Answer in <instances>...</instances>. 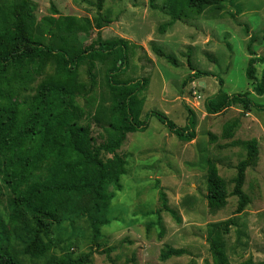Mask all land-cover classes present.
Listing matches in <instances>:
<instances>
[{
  "label": "rangeland",
  "instance_id": "374dc122",
  "mask_svg": "<svg viewBox=\"0 0 264 264\" xmlns=\"http://www.w3.org/2000/svg\"><path fill=\"white\" fill-rule=\"evenodd\" d=\"M14 1L0 0V7ZM32 1L36 4L35 35L44 44L68 49L71 54L96 41L98 19L107 21L101 29L103 39L123 38L130 43L129 65L119 78L147 81L141 118L145 119L150 111H161L184 127L191 108L196 115L197 135L192 141H183L156 116L150 117L148 127L129 133L117 150L128 161L121 189L108 183L93 193H63L60 221L45 238L51 248L42 257L26 253V244L33 237L27 228L12 234L11 239L1 234L2 245L9 246L18 264H57L63 256L80 254L90 255L87 264H213L210 235L223 243L230 264L248 259L253 264H263L264 110L253 107L249 114L242 105H234L220 115H212L205 101L215 94L220 100L222 95L249 92L254 102L264 105V94L254 90L264 62H256L255 79L247 77L250 58L264 61V0H225L220 6L207 7L200 15L186 13L165 31L162 26L172 20L166 0H156L155 8L149 0H106L100 13L97 0ZM52 1L58 14L51 13ZM67 15L79 18L74 30L65 31L45 22L47 16L57 19ZM159 48L173 54L179 65L159 55ZM57 62L56 55L48 58L43 74L34 76V88L54 72ZM110 65L111 57L97 59L92 90L76 95V104L86 112L82 122L90 124L96 146L106 142L111 133L112 93L106 81ZM87 67L86 63L79 67L78 80L88 89ZM197 71L207 75L184 86ZM235 119H239L238 127L233 138H227L224 125ZM252 138L258 140L259 155L246 170L243 189L249 203L237 213L238 197L231 192L237 166L246 157L247 149L233 141ZM100 157L106 161L112 155L102 152ZM211 162L218 166L230 193L222 208H210L206 198ZM157 181L181 222L162 208ZM108 195L111 197L107 204L102 197ZM11 197L0 173V219L12 213ZM159 213L163 237L157 222ZM230 218L233 223L227 225L225 221ZM165 245L185 249V253L163 261L161 251Z\"/></svg>",
  "mask_w": 264,
  "mask_h": 264
},
{
  "label": "trees",
  "instance_id": "16d2710c",
  "mask_svg": "<svg viewBox=\"0 0 264 264\" xmlns=\"http://www.w3.org/2000/svg\"><path fill=\"white\" fill-rule=\"evenodd\" d=\"M149 1L155 8L156 0ZM224 1L166 0L172 20L164 24L161 30L165 31L186 13L200 15L207 7L220 6ZM105 2L106 0L96 1L99 13ZM50 7L52 14L59 13L53 1ZM35 10L36 4L32 0H16L6 7H0V173L12 193L9 202L12 213L5 220L0 219V264H18L16 255L9 246L2 245L1 234L11 239L12 234H19L24 227L33 236L26 244V253L38 259L50 250L51 242L45 238L51 233L53 225L60 221L59 206L63 202L64 192L84 190L93 193L108 183L121 189V177L127 173L128 161L117 150L128 133L144 131L149 125L150 117L156 116L170 132L183 141H192L197 135L196 115L191 108H188L187 124L184 127L178 126L161 111H150L145 119L141 118L145 102L142 94L147 81L119 78L129 65L130 43L123 38L103 39L101 29L107 21L98 19L96 41L71 54L68 49L44 44L35 35ZM45 22L67 31L74 30L75 24L80 21L76 16L67 15L57 19L47 16ZM156 52L165 56L172 64L179 65L173 54L165 53L160 48ZM53 55L58 59L54 72L34 88V76L43 74L46 61ZM104 57H111L106 81L112 93L113 113L108 140L96 146L90 124L82 122L86 118V112L76 104V95L84 90H92L96 79V60ZM259 61L264 62L255 57L249 59V79L256 78V62ZM84 63L88 66L87 73L90 78L88 89L87 85L78 80L79 67ZM204 75L207 73L197 71L194 76L186 79L184 86ZM254 90L258 94H264V70ZM31 91L34 92L32 95L29 94ZM217 98L219 97L215 94L206 99L208 113H223L234 105H242L247 113L253 107L264 110V105L254 102L249 92L222 95L220 100ZM238 124L239 119H235L224 125L227 138L234 136ZM233 144H242L247 149L246 157L237 166L231 192L238 197V213L250 200L243 185L247 168L257 162L259 147L256 138L233 141ZM102 152L111 154L112 157L104 161L100 157ZM157 185L162 208L170 212L176 221L181 222L177 212L169 206L167 194L160 181H157ZM229 195L218 166L209 163L206 195L208 206L212 209L224 207ZM110 197L108 195L102 198L104 201L107 199L108 204ZM233 220L230 218L225 222L229 225ZM157 222L161 229L160 237H163L164 226L160 213ZM209 243L213 264H230L223 243L211 235ZM184 253L185 249L165 245L161 251V259L166 261ZM89 259V254H80L78 257L63 256L57 264H87ZM241 264H253V260L248 259Z\"/></svg>",
  "mask_w": 264,
  "mask_h": 264
},
{
  "label": "crops",
  "instance_id": "0c3cea01",
  "mask_svg": "<svg viewBox=\"0 0 264 264\" xmlns=\"http://www.w3.org/2000/svg\"><path fill=\"white\" fill-rule=\"evenodd\" d=\"M234 107V106H233ZM232 108V107H231ZM249 113V112H248ZM222 113H218V114H212V115H220ZM250 114V113H249ZM129 134V133H128ZM128 134H127V137H126V140L128 139ZM233 138V137H232ZM231 142V141H230Z\"/></svg>",
  "mask_w": 264,
  "mask_h": 264
}]
</instances>
